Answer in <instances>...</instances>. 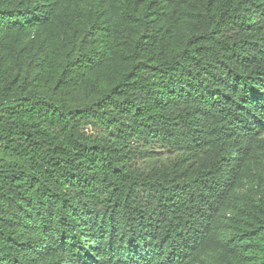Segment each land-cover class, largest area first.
<instances>
[{
  "label": "trees",
  "instance_id": "16d2710c",
  "mask_svg": "<svg viewBox=\"0 0 264 264\" xmlns=\"http://www.w3.org/2000/svg\"><path fill=\"white\" fill-rule=\"evenodd\" d=\"M155 143L179 155L143 172ZM260 240L264 0H0V264H264Z\"/></svg>",
  "mask_w": 264,
  "mask_h": 264
},
{
  "label": "rangeland",
  "instance_id": "374dc122",
  "mask_svg": "<svg viewBox=\"0 0 264 264\" xmlns=\"http://www.w3.org/2000/svg\"><path fill=\"white\" fill-rule=\"evenodd\" d=\"M29 38L30 37H26L24 41L28 40ZM85 130L102 138H106L108 136L104 130L95 128L92 124H87ZM178 155V152L171 150L160 143H155L147 146L145 148V151H143L141 154H137V156L135 157L134 166H136L143 172H146L152 167L173 162L178 157ZM254 190L256 189L252 182H246L236 190L235 196L231 202V206L225 212V215L221 221V236L224 239H229L232 237V218L234 216H243L246 197L253 196L254 199L258 198V194ZM260 243L264 246V240H260ZM261 256L262 253L256 252L255 257L257 259H260ZM196 264L221 263L219 262L215 253L209 252L203 255Z\"/></svg>",
  "mask_w": 264,
  "mask_h": 264
}]
</instances>
